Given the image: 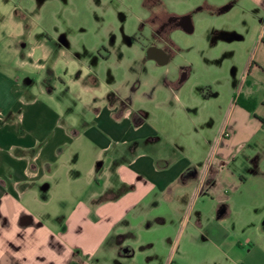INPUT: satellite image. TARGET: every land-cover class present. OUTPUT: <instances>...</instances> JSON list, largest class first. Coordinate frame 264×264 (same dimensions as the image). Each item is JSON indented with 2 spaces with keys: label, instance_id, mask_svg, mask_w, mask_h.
<instances>
[{
  "label": "crops",
  "instance_id": "obj_1",
  "mask_svg": "<svg viewBox=\"0 0 264 264\" xmlns=\"http://www.w3.org/2000/svg\"><path fill=\"white\" fill-rule=\"evenodd\" d=\"M36 1L0 13V264H264V0L206 1L254 20L250 50L235 25H213L212 52L247 68L235 90L221 76L196 88L189 68L133 79L136 60L100 44L87 77L83 48L57 40ZM152 48L164 61L140 60L167 67ZM80 147L90 176L57 224L43 195L72 183Z\"/></svg>",
  "mask_w": 264,
  "mask_h": 264
},
{
  "label": "rangeland",
  "instance_id": "obj_2",
  "mask_svg": "<svg viewBox=\"0 0 264 264\" xmlns=\"http://www.w3.org/2000/svg\"><path fill=\"white\" fill-rule=\"evenodd\" d=\"M19 1H27V5L30 3L29 0H0V13L6 14L14 4L19 6L22 3ZM206 1L220 7L229 2V0H37L36 2L39 18L45 21L54 36L59 35L56 36L57 40L69 38L83 48L82 52L76 55L88 60L87 65L92 73L88 71L87 77L95 76L93 59L97 54L90 53L88 48L100 44V46L117 49L119 58L122 55H130L136 60L131 65L130 71L125 70V76L134 75L133 79L137 77L143 79L147 76L164 77L165 69H168L170 77H174L179 75V68H189L191 82L197 83L196 88L203 86L207 89V84L214 82L217 76H221L224 80L228 77L231 89L235 90L243 75L247 73V68L245 64L235 62V58L227 65L221 54L212 52V43L216 40L212 34L213 25L216 27L223 23L235 25L238 33L245 34V38L236 44L247 46V50H250L253 45L252 40L255 38L254 33L251 32L254 20L250 17L246 19L245 13L240 11L241 6L214 17V14L208 13L210 11L214 13L216 7L209 9ZM246 8L248 9V5ZM252 13L255 12L252 10ZM175 15L180 17L177 18ZM181 20L185 21V29L178 27L182 24ZM189 25L193 29L192 32H188ZM62 31L65 33L60 36ZM151 47L167 54L170 58L167 67L158 66L151 60H140L139 57L142 54L144 58L147 56V50ZM217 55L220 58L219 61L213 60ZM228 56L232 57L233 53L226 55ZM123 68H127L126 64ZM71 73L74 77L77 76L74 69ZM62 74L69 77L66 73ZM252 74L256 75L255 70ZM258 76H260L259 73ZM253 84V77L250 76L248 90ZM254 89L260 90L261 86L255 84ZM188 134L185 136V143L190 142L189 137H192L193 141L196 139L195 134ZM206 138L209 137L206 136ZM180 140L182 141V138L176 139L177 142ZM160 141L162 142L161 137L156 139L154 144ZM197 142L204 144V139L198 137ZM161 148H163L162 144ZM74 151L80 152L82 158L76 162V155L67 157L70 162L69 170H67L72 183L69 185L66 182H58V185L52 186L51 192H45L43 195L44 200L49 199V205L53 209L59 210L54 219L56 223L58 222L57 224L66 216V210L72 208L81 197L90 176L89 169L92 165L90 150L80 147ZM166 152L170 151L166 150ZM63 190H69V196L62 194ZM43 248L44 246L40 244L39 249ZM138 263L147 264L148 262L139 260ZM163 263L169 264L167 261L159 262V264ZM182 264L190 263L182 262Z\"/></svg>",
  "mask_w": 264,
  "mask_h": 264
},
{
  "label": "water",
  "instance_id": "obj_3",
  "mask_svg": "<svg viewBox=\"0 0 264 264\" xmlns=\"http://www.w3.org/2000/svg\"><path fill=\"white\" fill-rule=\"evenodd\" d=\"M152 49H154V48H152ZM148 51H149L148 52L149 56L156 57L159 61H164V58H163V55L161 52L156 51V50H151V49Z\"/></svg>",
  "mask_w": 264,
  "mask_h": 264
}]
</instances>
